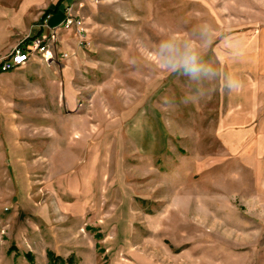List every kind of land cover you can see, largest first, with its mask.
<instances>
[{
	"label": "rangeland",
	"instance_id": "obj_1",
	"mask_svg": "<svg viewBox=\"0 0 264 264\" xmlns=\"http://www.w3.org/2000/svg\"><path fill=\"white\" fill-rule=\"evenodd\" d=\"M51 1L0 0V59ZM77 5L89 42L58 86L0 74V264H264V156H232L220 128L232 35L264 28V0ZM189 46L210 73L165 61Z\"/></svg>",
	"mask_w": 264,
	"mask_h": 264
},
{
	"label": "crops",
	"instance_id": "obj_2",
	"mask_svg": "<svg viewBox=\"0 0 264 264\" xmlns=\"http://www.w3.org/2000/svg\"><path fill=\"white\" fill-rule=\"evenodd\" d=\"M72 2L76 3L75 12L84 13L83 9L77 5L79 0H53L45 6V11H49L51 14L49 23L51 25L59 24L65 16L67 6ZM69 10L73 12L72 7H69ZM43 15L40 22L33 28L35 33L32 34V37L47 30L41 25ZM232 43L233 55L237 59L235 64L238 63V74L233 73V84H237L238 87L232 89L230 116L221 121L220 128L227 130L221 133V140L232 156H259V154L264 156V28L238 31L232 35ZM80 49L76 32L73 29L63 28L60 32L58 51L68 52L70 57L78 54ZM68 58L48 65L52 67L50 75L46 74L45 67L47 65L39 57H34L22 67L27 66L36 71L35 75L39 77L37 80L39 82L43 80V84H46L47 87L49 85L58 86V82L62 80L61 72L64 73L67 66L70 65L65 62ZM7 72L4 71L0 74ZM65 96L67 105L75 107V95L72 90L65 88ZM71 109L74 110V108ZM261 129L262 140L256 141L254 137L260 136L259 130ZM91 156H95V154L88 152L87 160H90Z\"/></svg>",
	"mask_w": 264,
	"mask_h": 264
},
{
	"label": "built area",
	"instance_id": "obj_3",
	"mask_svg": "<svg viewBox=\"0 0 264 264\" xmlns=\"http://www.w3.org/2000/svg\"><path fill=\"white\" fill-rule=\"evenodd\" d=\"M50 17L51 14L48 13L41 23L47 28L46 31L27 37L0 59L2 72L16 69L17 64H27L34 57H39L46 65L68 58L70 55L68 52L58 51L60 32L63 28L73 29L76 32L80 46L89 42L86 20L79 14L69 12V7L66 8L65 16L59 24L51 25Z\"/></svg>",
	"mask_w": 264,
	"mask_h": 264
},
{
	"label": "clouds",
	"instance_id": "obj_4",
	"mask_svg": "<svg viewBox=\"0 0 264 264\" xmlns=\"http://www.w3.org/2000/svg\"><path fill=\"white\" fill-rule=\"evenodd\" d=\"M162 51H167L172 53L175 50V46L171 42H165L161 45ZM165 61L169 64V66H180L183 67L186 74H189L193 77L199 75L201 72H208L210 73L211 70H205L201 64L199 63V56L194 47L189 46L182 59L178 62L175 60V57L172 55H168L165 58ZM232 88H237V84L231 85Z\"/></svg>",
	"mask_w": 264,
	"mask_h": 264
},
{
	"label": "bare ground",
	"instance_id": "obj_5",
	"mask_svg": "<svg viewBox=\"0 0 264 264\" xmlns=\"http://www.w3.org/2000/svg\"><path fill=\"white\" fill-rule=\"evenodd\" d=\"M69 12H72L71 10H69ZM25 64H17L16 68H19V67H22L24 66Z\"/></svg>",
	"mask_w": 264,
	"mask_h": 264
},
{
	"label": "trees",
	"instance_id": "obj_6",
	"mask_svg": "<svg viewBox=\"0 0 264 264\" xmlns=\"http://www.w3.org/2000/svg\"><path fill=\"white\" fill-rule=\"evenodd\" d=\"M49 13V11H45V13H44V17L47 15ZM2 71L0 70V73H1Z\"/></svg>",
	"mask_w": 264,
	"mask_h": 264
}]
</instances>
